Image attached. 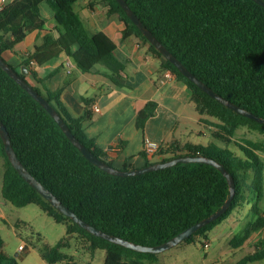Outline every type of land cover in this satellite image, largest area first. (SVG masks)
Returning <instances> with one entry per match:
<instances>
[{"label": "trees", "instance_id": "1", "mask_svg": "<svg viewBox=\"0 0 264 264\" xmlns=\"http://www.w3.org/2000/svg\"><path fill=\"white\" fill-rule=\"evenodd\" d=\"M79 0H12L0 8V54L13 50L34 30H44L47 18L41 4L46 2L55 13V29L23 57L30 73L21 75L39 90L59 111L73 133L99 158L115 165L112 154L99 146L85 131L84 119L73 116L62 99L66 82L52 88L48 77L39 75L32 61L44 64L67 53L85 72L104 64L109 76L125 70L116 54L117 43L105 31L91 32L75 10ZM155 35L192 70L197 77L232 101L264 116V6L255 0H127ZM108 14H119L125 22L122 37L137 35L148 42L162 58L161 67L172 70L188 86L197 111L212 134L211 142L195 143L175 138L160 144L152 154L164 160L184 155H208L221 161L234 175L236 194L229 208L183 242L196 241L208 234L236 208L252 203L251 219L230 240L231 246H243L256 232L261 238L254 251L235 264H247L264 258V140L235 137L240 127L264 133V123L248 117L211 96L149 40L132 21L118 0H106ZM22 64V65H23ZM31 76L35 80H30ZM88 101V100H87ZM157 104L149 101L138 112L137 125L144 127L154 115ZM0 118L6 124L11 142L26 167L59 199L89 223L112 234L138 243L164 242L196 221L219 209L230 195L227 177L215 166L203 162H178L175 165L135 175H114L89 160L62 129L48 110L0 65ZM235 143L238 154L229 145ZM0 154L4 173L3 197L16 206L38 204L57 222L65 223L66 235L46 245L43 257L57 263L72 256L65 249L72 238L91 250L104 249L102 264H154L159 253L142 252L112 242L80 226L61 212L15 168L5 149L0 132ZM143 154H149L144 150ZM157 158L155 161H159ZM149 157L146 165L153 163ZM135 166L125 164L122 168ZM253 190V191H252ZM181 242V243H183ZM0 232V264H19L5 250ZM87 264H93L92 261Z\"/></svg>", "mask_w": 264, "mask_h": 264}, {"label": "crops", "instance_id": "2", "mask_svg": "<svg viewBox=\"0 0 264 264\" xmlns=\"http://www.w3.org/2000/svg\"><path fill=\"white\" fill-rule=\"evenodd\" d=\"M10 1L12 0H0V8ZM105 6L106 9L103 8L105 10L103 11L94 0H79L75 3V10L91 32L103 30L116 41V54L125 63V70L116 76V80L109 76L108 68L102 63L95 65L91 71H82L65 52L44 64L36 63L33 67L41 77H48L46 83L52 88H57L66 82L62 99L73 116H83L86 114L87 107L90 109L84 119L85 131L96 140L99 146L112 154L114 163L118 167H123L125 164L141 167L146 165L148 157L152 156L146 157L143 154L146 138L165 144L175 138L181 139L177 133L191 136L210 132L205 127L203 116L191 109L193 108L191 92L184 81L179 80L172 70H164L161 67L162 58L152 51L148 42L134 34L123 38L125 22L117 13L108 14V5ZM41 10L47 18L46 28L30 32L24 40L16 44L13 50L4 52L7 60L10 59L8 61H12L15 66L21 68L23 57L32 52L37 43L42 42L48 31L55 29L56 20L53 9L48 3L43 2ZM69 60L72 61V65L68 64ZM168 71L173 74L167 76ZM30 80L35 82L32 76ZM149 101L157 104L155 113L147 120L144 127H139L138 112ZM183 118L192 121L191 128H187L186 131L180 130ZM188 141L202 143L199 140ZM161 157V155L158 156L159 159ZM1 164L3 159L0 154ZM251 207L252 203H248L241 207L244 213L241 211L233 213V211L208 233L215 230L217 240L221 241L222 235L228 231L230 243L235 235L236 224L241 222L243 229L248 219H251ZM20 215L15 211L13 203L3 197L1 182L0 232L3 237L4 227L18 226L21 219H25ZM230 218H232L231 221ZM260 238L261 232H256L243 245L249 248L248 253L254 251L255 244ZM6 244H8L7 241ZM21 245L26 247L21 249ZM45 246L30 252L31 247L28 244L20 243L14 248V251L18 249L14 256L17 257L19 264H50L42 255ZM232 248V246L226 248L227 252L229 250L232 252ZM5 250L13 255L8 248ZM262 261L264 258L255 260L253 263L264 264ZM57 263L78 264L73 257Z\"/></svg>", "mask_w": 264, "mask_h": 264}, {"label": "water", "instance_id": "3", "mask_svg": "<svg viewBox=\"0 0 264 264\" xmlns=\"http://www.w3.org/2000/svg\"><path fill=\"white\" fill-rule=\"evenodd\" d=\"M121 6L127 11L128 15L131 17L132 21L141 29V31L149 38L151 43H153L161 53L172 61L179 70L187 76L189 79L194 81L199 87L205 90L214 98L218 99L225 105L234 109L235 111L242 113L248 117L254 118L259 122L264 123V116L259 115L252 110L232 101L231 99L225 97L224 95L217 92L211 85H209L204 80L197 77V75L190 70L182 61L179 59L177 55H175L156 35L155 33L149 29L146 24L142 21V19L138 16L135 10L131 7L127 0H118ZM258 3L264 6V0H255ZM0 65L12 76L14 77L31 95H33L47 110L48 112L58 121L62 129L65 131L67 136L71 139V141L77 145V147L83 152V154L91 160L94 164L101 167L103 170L114 174V175H135L141 174L144 172H148L151 170L164 168L168 166H172L177 164L178 162H203L211 164L217 167L228 179L230 185V195L224 204L217 209L215 212L210 215L196 221L192 225L186 227L184 230L180 231L178 234L173 236L172 238L155 244V245H147L135 242L133 240L127 239L121 235L112 234L107 231L102 230L101 228L89 223L85 219H83L78 213L72 210L69 206H67L58 196L49 189L41 180H39L22 162L19 158L12 142L10 132L6 126V124L0 118V132L5 142V149L9 156L10 161L15 166V168L19 171V173L33 186L35 187L46 199H48L54 206H56L61 212L71 217L75 222H77L80 226L84 227L88 231L100 235L112 242L119 243L123 246L129 247L131 249L142 251V252H151V253H160L165 250H168L175 245L183 242L187 238H189L192 234L198 231L203 226L212 222L219 216H221L230 206L235 194H236V181L234 175L226 168V166L216 158L208 155L198 154H184L169 158L167 160L163 159V156L159 161H155L148 165H144L141 167H134L130 169H124L122 167L115 166L113 164L108 163L107 161L99 158L91 149H89L71 130L68 123L65 121L63 116L59 113L56 107L42 94L36 89L27 78L21 75L22 73L29 74L30 69L26 64H23L21 67V72L16 69L8 60L5 59L3 55L0 54Z\"/></svg>", "mask_w": 264, "mask_h": 264}, {"label": "rangeland", "instance_id": "4", "mask_svg": "<svg viewBox=\"0 0 264 264\" xmlns=\"http://www.w3.org/2000/svg\"><path fill=\"white\" fill-rule=\"evenodd\" d=\"M94 2L105 11V5H107L106 0H94ZM5 59L7 60L6 57ZM10 63L12 64V61ZM191 105L193 107L191 109L197 111L193 100ZM191 126L192 121L183 118L181 120L180 130L186 131V129L191 128ZM177 135L180 136L183 141L199 140L205 144L214 140L212 134L208 132H206V134L197 133L191 136H186L181 133H177ZM235 137L237 139L251 138L255 140H264V133L257 130H251L248 127H240L237 130ZM229 147L238 154H242L240 148L235 143H231ZM259 154L264 161V152H259ZM157 158L158 155L150 157L152 161L157 160ZM115 166L117 165L115 164ZM3 173L4 165L1 164L0 183H3ZM260 204L264 207V198ZM13 207L18 214H21L20 216L25 218L21 219L22 221L18 226L13 225L3 228L4 237L8 243L5 245V248H8L13 255H16V252L18 251V249L14 251V248L18 247L20 243L28 244L31 247L30 252H33L39 250L41 247L43 248L48 243L51 244L57 242L60 238L66 235V224L55 221L53 217L46 214L38 204L31 203L25 206H16L13 204ZM241 209V207H238L233 213H238L239 211L244 213ZM229 220L231 221L232 218ZM242 226L241 222H238L234 227V234L239 233ZM206 240H210L211 243L208 247L203 245V242ZM71 242V246L66 248L65 252L71 255L78 264H87L90 261H92L93 264L103 263L106 254L104 249L96 250L95 256H92L91 250H89L87 246L85 247L81 244L80 240L77 241L76 237L72 238ZM226 248H231V244L228 241V231L222 235L221 241L217 240L215 230L210 234L200 233L197 235L196 241L179 243L168 250L160 252L158 254L159 261H156L154 264H235L239 258L249 251V248L246 246H241L239 248L233 247L232 252H230V250L227 252ZM263 262L264 261H262V263ZM247 264L254 263L249 262Z\"/></svg>", "mask_w": 264, "mask_h": 264}, {"label": "built area", "instance_id": "5", "mask_svg": "<svg viewBox=\"0 0 264 264\" xmlns=\"http://www.w3.org/2000/svg\"><path fill=\"white\" fill-rule=\"evenodd\" d=\"M32 64H36V62L33 60ZM68 64L72 65L73 63H72L71 60H69ZM172 74L173 73L171 71H168L166 73L167 76H171ZM159 146H160L159 142L154 141V140H152L150 138H146L144 150L146 151L147 154L152 155L159 149ZM203 245L205 247H208L210 245V241L206 240L205 242H203ZM25 247H26L25 245H21V249H24ZM52 264H58V263H52Z\"/></svg>", "mask_w": 264, "mask_h": 264}]
</instances>
